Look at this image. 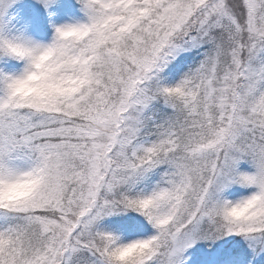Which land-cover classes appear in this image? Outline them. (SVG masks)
<instances>
[{
	"label": "snow or ice",
	"instance_id": "1",
	"mask_svg": "<svg viewBox=\"0 0 264 264\" xmlns=\"http://www.w3.org/2000/svg\"><path fill=\"white\" fill-rule=\"evenodd\" d=\"M0 264H264V0H0Z\"/></svg>",
	"mask_w": 264,
	"mask_h": 264
}]
</instances>
